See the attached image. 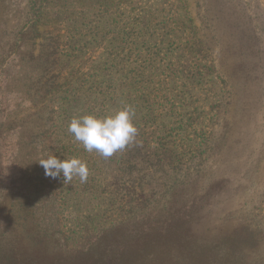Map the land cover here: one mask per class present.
<instances>
[{"label": "rangeland", "instance_id": "374dc122", "mask_svg": "<svg viewBox=\"0 0 264 264\" xmlns=\"http://www.w3.org/2000/svg\"><path fill=\"white\" fill-rule=\"evenodd\" d=\"M125 105L109 158L68 131ZM0 264H264L259 0H0Z\"/></svg>", "mask_w": 264, "mask_h": 264}, {"label": "clouds", "instance_id": "9594fccd", "mask_svg": "<svg viewBox=\"0 0 264 264\" xmlns=\"http://www.w3.org/2000/svg\"><path fill=\"white\" fill-rule=\"evenodd\" d=\"M134 115L132 106L125 105L102 116H74L69 122L68 131L82 144L85 151H95L102 157L109 158L135 142L138 129L133 124ZM39 164L44 168L45 176L52 179L62 176L64 182L78 177L84 183L89 176L86 163L78 157L60 159L55 155L42 156Z\"/></svg>", "mask_w": 264, "mask_h": 264}, {"label": "trees", "instance_id": "16d2710c", "mask_svg": "<svg viewBox=\"0 0 264 264\" xmlns=\"http://www.w3.org/2000/svg\"><path fill=\"white\" fill-rule=\"evenodd\" d=\"M41 239L42 238L40 237V235L32 234L31 237L28 238V242L30 243V245L37 247L40 243L43 242ZM34 262H37V260H34ZM40 262H42V261L40 260Z\"/></svg>", "mask_w": 264, "mask_h": 264}, {"label": "crops", "instance_id": "0c3cea01", "mask_svg": "<svg viewBox=\"0 0 264 264\" xmlns=\"http://www.w3.org/2000/svg\"><path fill=\"white\" fill-rule=\"evenodd\" d=\"M261 2V7L264 8V0H259Z\"/></svg>", "mask_w": 264, "mask_h": 264}]
</instances>
